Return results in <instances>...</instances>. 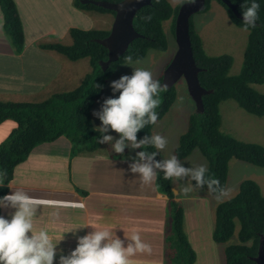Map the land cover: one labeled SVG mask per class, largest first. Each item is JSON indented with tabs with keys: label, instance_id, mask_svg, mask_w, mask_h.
<instances>
[{
	"label": "trees",
	"instance_id": "16d2710c",
	"mask_svg": "<svg viewBox=\"0 0 264 264\" xmlns=\"http://www.w3.org/2000/svg\"><path fill=\"white\" fill-rule=\"evenodd\" d=\"M83 1L73 0L76 9L111 14L115 17L114 12L94 4H84ZM230 1L237 6L242 16L252 3V0ZM214 2L220 3L226 9L235 25L245 29L244 20L236 17L221 0H207L203 12L209 11ZM256 2L260 4L259 19L255 22V28L247 29L249 39L244 64L236 76L230 74L232 56L207 54L202 38L196 32L192 19L190 21L194 58L197 66L202 69L199 74L200 83L205 90L212 93L203 97L204 112L191 115L188 129L180 138L175 156L178 161H184L194 151L199 150L208 162L205 180H219L220 184H214L210 189L207 183L198 185L193 178L192 183L196 188L207 190L217 197L226 191L232 161L264 168V145L245 143L224 132L221 111L223 102L233 100L247 113L256 117L264 116V93L254 88L256 85H264V0ZM182 3L175 9L169 0H153L151 5L142 8L134 19L135 30L142 38L135 40L119 61L112 63L107 71L103 70L101 63L108 60V50L97 40L107 38L111 30H83L72 27L65 39L37 44L41 51L60 54L72 62L88 59L91 69L74 89L56 93L39 102H15L0 96V125L6 121L16 123L9 138L0 145V172L6 173L0 177V197L9 193V184L13 180L16 167L26 161L36 147L67 138L75 149L94 152L106 143L98 142L107 134L95 127L94 110L109 81L120 67L128 64L127 56H132L134 63L145 60L150 51L166 52L169 49L164 24L171 22V32L175 35L176 20ZM0 8L3 13L4 31L12 38L16 53L22 54L26 41L17 5L14 0H0ZM67 39L69 43H65ZM163 74L157 79L160 83ZM177 96L176 86L161 93V104L156 109L159 113L158 121L168 114ZM154 126L146 124L139 130L137 142L154 135ZM121 135L119 133L120 137ZM127 142L130 141H125ZM138 151L147 155L156 153L151 161L147 156L143 161L152 164L156 174L157 191L168 198L171 215L174 211V238H171L170 234L166 239L172 249L170 261L173 264H195L197 256L184 232V210L174 192V177L165 179L163 169L155 167L156 162L164 161L153 145L143 144ZM215 213L214 238L223 246L225 264H257L256 259L264 240V195L259 184L254 180L244 181L239 192L220 204ZM235 236L236 243L233 242Z\"/></svg>",
	"mask_w": 264,
	"mask_h": 264
},
{
	"label": "rangeland",
	"instance_id": "374dc122",
	"mask_svg": "<svg viewBox=\"0 0 264 264\" xmlns=\"http://www.w3.org/2000/svg\"><path fill=\"white\" fill-rule=\"evenodd\" d=\"M14 1L17 5L20 17H23L24 15L32 16L27 19V26L35 28L37 31L45 30L47 20L41 22L39 16L35 14V8L29 6L27 0ZM31 2L35 4L40 3L42 8L45 7L46 10H51V6L48 7L51 2L47 0H31ZM53 2L56 5H52V14L54 17L58 18L57 20L53 17L55 19L53 21V27L60 33H63L64 31V23L69 25L70 28H80L83 30H112L115 19L111 16V14L78 10L74 4L71 6L73 0H53ZM169 2L176 9L178 5L184 2V0H169ZM39 12L41 14L47 13L43 9ZM0 21H2V18ZM192 21L196 32L202 38L206 53L213 56H232L233 65L230 74L232 76L238 75L244 64V55L248 45L249 31L235 25L229 18L226 9L218 2H214L209 11L195 14L192 17ZM164 28L169 42V49L166 52L150 51L145 60L128 63L120 67L113 78L109 81L103 98L96 105V113L102 111L103 104L107 99L117 98L120 95L119 91L113 90L112 84L114 81L120 80L125 75L131 76L137 69H144L152 72L153 77L156 80L162 73H164L165 69L168 67L167 65L172 61L178 49L175 35L171 32V22L165 23ZM2 35L3 33L0 29V50H4L6 47ZM8 38V40H10L9 42L12 44V38L9 36ZM57 39H59V36H54L51 39L44 38L42 40L43 42L50 43ZM65 43H69V40L67 39ZM14 50L16 49L14 48ZM51 55L57 57L54 65L58 66L60 63V70H63L65 73L71 72L72 81L70 82L71 86L68 88L69 91L74 89L87 73H90L91 64L88 59L80 62H72L60 54L51 53ZM25 67L27 70L37 71L40 73L38 77H35V80L38 82L42 78L48 76L52 69L51 67L45 65L43 56L39 58L35 55L29 54L23 59V63L21 65H19L15 60L10 62L8 59H0V69L16 70L15 74L12 76H0V89H5L4 79H10L9 82L14 87H23V84L21 83L24 80L22 69H25ZM19 70H22V74H18ZM175 86L178 94L175 104L171 107L168 114L155 124L153 129V134H160L168 141L164 149H158L159 155L163 161L171 159V157L175 155V151L179 146L180 138L188 129L189 119L191 115L196 112L195 105L188 94L185 81L181 80ZM254 88L257 91L264 93V85H256ZM32 91H28L27 96H29ZM54 94L49 95L46 99ZM2 98L15 102H22L24 100H19L18 97L12 98L13 100L10 99L11 97L7 98L6 96H2ZM221 111L223 117L222 129L224 132L245 143L264 145V116L256 117L247 113L233 100L223 102L221 104ZM96 123L98 126L102 125V121L97 115ZM107 134L113 137L110 144L105 145L107 143L106 142L103 147H100L94 153L92 152V155L88 157H99L105 159L109 156V154H113L115 156L118 155L114 148L116 141L120 139L118 132L110 129ZM66 139H64L65 142L69 141L71 143L70 140L67 141ZM71 144L73 146V143ZM104 147L105 149H102ZM74 151L78 152V150ZM84 152L89 151L84 150ZM138 153V150L136 151V149L128 144L122 152L123 159H139L140 157ZM88 154H90V152L85 153V155ZM179 162L182 167L190 170L185 176L174 177V185L178 189V203L184 210V232L189 244L197 256L195 264H225L223 246L219 245L214 238L216 222L215 212L220 204L230 200L239 192L241 184L246 180L256 181L261 188L262 194L264 195V168L256 167L241 161H232L230 164L226 191L222 196L217 197L212 195L207 190L195 188L192 183V173L200 166H207L208 164L205 157L199 150L194 151L186 160ZM25 170L27 174L30 172V168ZM126 176L128 185L133 188V190L139 195L140 199L145 200L144 203H138L141 218L144 220L149 219V228L147 229L149 234H144V236H141V239L144 243L149 244L152 250L151 252H137L139 254L136 255L135 263L173 264V262L169 259L172 253L171 245H168L166 241L165 249L163 246V239H160L157 232L163 228L165 234H168L166 239L170 234L171 238H174V211L171 215L170 207L167 212V208L161 206L156 200H153V194L157 192L156 184L155 187H153L151 182L143 183L141 176H138L137 178L128 174H126ZM122 178L123 180L126 178L125 173L122 174ZM184 189H189V191L185 193ZM152 218H155V220ZM152 227L155 228L153 229ZM151 233H153V235H150ZM236 241L237 236L233 239V242L236 243Z\"/></svg>",
	"mask_w": 264,
	"mask_h": 264
},
{
	"label": "crops",
	"instance_id": "0c3cea01",
	"mask_svg": "<svg viewBox=\"0 0 264 264\" xmlns=\"http://www.w3.org/2000/svg\"><path fill=\"white\" fill-rule=\"evenodd\" d=\"M47 1L51 2L48 6H51V10H46L45 7L42 8L40 3L35 4L31 0H27L29 6L35 8V14L39 16L41 22L47 20V23L45 24V30L37 31L35 28L26 25L27 19L31 18V15L21 17L26 41L22 54H17L13 45L9 42L10 40H8L9 38L3 28L4 19L0 8V19L2 18L0 29L6 44L5 49L0 50V59H8L10 62L15 60L21 65L23 59L32 54L39 58L43 56L45 65L52 68L51 73L38 82L35 77H38L40 73L27 70L25 67V69H22L24 80L21 83L23 87H14L10 84V79H4L5 89H0L1 97H11L10 99L18 97L19 100L24 99L23 101L39 102L45 100L51 94L68 90L71 86V72L65 73L60 70V63L58 66L54 65L57 57L51 55V53L43 52L37 47V43L43 42L42 39L44 38L51 39L54 36H59V39H65L66 33L68 34L70 29V26L66 23L63 25L65 27L63 33L53 27V21L58 20L52 14V5L56 4L53 0ZM71 6H73V3ZM41 9L47 13L41 14L39 12ZM113 18L115 19V17ZM22 70H19L18 74H22ZM15 72L16 70L0 69V76H12ZM28 91H32L29 96H27ZM94 113H96V107ZM94 124L97 129L102 127V125H97L95 114ZM15 127L16 123L14 121H6L0 125V145L9 138ZM64 139L66 138H60L55 142L36 147L27 160L16 167L13 180L9 184V193L22 190L29 196L49 202L46 205L38 206L34 218V229L37 232L42 228L47 229L54 242H58L62 238L57 244L55 264H60V257L70 255L72 250L75 249L77 237L97 230L110 231V238L122 240L125 248L129 243H134L131 239L134 234L138 233L140 237L146 233L149 234L147 231L149 219L144 220L141 218L138 205L139 202L144 203L145 200L140 199L139 195L128 185L126 176V174L135 178L141 176L140 173L131 171V165L145 162L141 158L123 159L122 153H118L116 156L109 154L105 159L91 158L88 156H91L92 152L85 155L89 152L75 149L68 139H66L68 142H65ZM110 142L108 141L105 145L110 144ZM128 144L133 147L131 141L125 143V145ZM133 148L136 151L138 150L136 147ZM102 149H105V147ZM74 150H78V152ZM27 168H30L28 174L25 172ZM123 173L126 177L124 180L122 178ZM151 183L155 187L156 176ZM174 192L178 200V189L175 185ZM153 195V200L167 208L168 212V198L158 191ZM15 210L10 206L1 207V216L10 219ZM52 213H59V215L53 216ZM152 219L155 220V218ZM157 234L160 239H163V246L166 249L164 244L168 234H165L163 228ZM150 235H153V233ZM137 254L139 253L129 258V264H136Z\"/></svg>",
	"mask_w": 264,
	"mask_h": 264
},
{
	"label": "clouds",
	"instance_id": "9594fccd",
	"mask_svg": "<svg viewBox=\"0 0 264 264\" xmlns=\"http://www.w3.org/2000/svg\"><path fill=\"white\" fill-rule=\"evenodd\" d=\"M260 4L252 0L251 6L243 12L245 30L255 28L259 19ZM133 57L127 56L126 62L132 63ZM114 91H119L117 98L107 99L102 111L94 113L102 121L100 131L107 133L110 129L122 134L116 141L114 148L117 153H122L125 141H131L133 147L150 143L156 149H164L167 139L154 134L137 142V133L146 124L155 125L159 120L156 109L161 104V93L167 91L166 85L154 79L153 73L137 69L131 76H123L112 84ZM110 126V129H109ZM111 135H103L98 141L105 143L111 141ZM141 160L146 156L149 161L156 155L153 152L147 155L145 152L138 153ZM155 167L163 169L164 178L182 177L189 173V169L181 166L177 157L164 162H156ZM131 171L140 173L143 183H150L155 179L151 163H134ZM206 166H200L192 173V178L198 185H219V180H205ZM6 175L0 172V177ZM194 185V184H193ZM196 188V187H195ZM189 189H184L186 193ZM223 191V188L220 189ZM48 201L29 196L22 190L11 192L0 197V207L10 206L16 209L10 219L0 216V264H54L58 242H54L49 231L42 228L38 232L34 229V218L38 206L48 204ZM82 206V205H81ZM58 216L59 213H52ZM31 232V235L29 233ZM108 230H97L90 234L77 237V246L68 256L60 257V264H129V258L137 252H151V246L141 239L140 235L134 234L125 248L120 239H111Z\"/></svg>",
	"mask_w": 264,
	"mask_h": 264
},
{
	"label": "water",
	"instance_id": "95a60500",
	"mask_svg": "<svg viewBox=\"0 0 264 264\" xmlns=\"http://www.w3.org/2000/svg\"><path fill=\"white\" fill-rule=\"evenodd\" d=\"M153 0H122L120 2L84 0V4H94L106 10L115 13V20L110 35L97 42L108 50V60L102 62L104 71L112 63L118 62L119 59L127 52L130 45L142 36L135 30L134 19L137 13L144 7L152 4ZM239 19L243 16L239 13L237 6L230 0H221ZM207 0H193L184 3L178 13L176 20L175 38L178 46L169 66L165 69L161 85H166L167 89L184 80L187 86L188 94L193 101L196 113L204 112L203 97L212 93L205 90L199 79L202 69L196 64L194 51L191 41V19L206 8ZM257 264H264V240H262L259 257L256 259Z\"/></svg>",
	"mask_w": 264,
	"mask_h": 264
},
{
	"label": "flooded vegetation",
	"instance_id": "af4514ba",
	"mask_svg": "<svg viewBox=\"0 0 264 264\" xmlns=\"http://www.w3.org/2000/svg\"><path fill=\"white\" fill-rule=\"evenodd\" d=\"M189 1L191 2V1H193V0H188L187 2H189ZM182 5H183V3H182Z\"/></svg>",
	"mask_w": 264,
	"mask_h": 264
}]
</instances>
